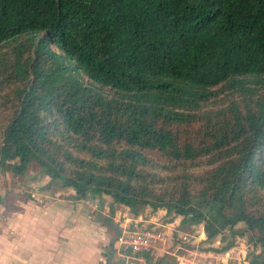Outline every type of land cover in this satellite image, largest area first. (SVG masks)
Instances as JSON below:
<instances>
[{
	"label": "trees",
	"instance_id": "obj_1",
	"mask_svg": "<svg viewBox=\"0 0 264 264\" xmlns=\"http://www.w3.org/2000/svg\"><path fill=\"white\" fill-rule=\"evenodd\" d=\"M20 36L1 172L35 161L80 199L164 208L207 241L248 233L264 250V0H0V48ZM226 83L249 101L196 130L189 98Z\"/></svg>",
	"mask_w": 264,
	"mask_h": 264
},
{
	"label": "rangeland",
	"instance_id": "obj_2",
	"mask_svg": "<svg viewBox=\"0 0 264 264\" xmlns=\"http://www.w3.org/2000/svg\"><path fill=\"white\" fill-rule=\"evenodd\" d=\"M51 50L56 54L61 53L53 44ZM29 53L24 36L6 42L0 48L1 121L12 113L14 109L12 100L16 102L14 91L16 87L20 86V82L10 78L9 73L12 71V65L17 57L24 60ZM42 61L45 63L44 68L50 70L54 58H47L46 62ZM246 84L255 87L254 83ZM48 87L49 84H45L44 91ZM96 87L101 93H107V88L93 84L94 90ZM257 89L254 96H264V85ZM201 90L206 91V96L189 98L190 103L187 106V109L197 113V120L192 122L196 130L202 127L205 122L215 123L218 114L230 116L229 111L238 107L242 109L243 105L249 101L244 100L242 92H245V88L233 86L231 83ZM253 105L255 107V102ZM18 188L21 191H14ZM11 192L21 193L27 200L33 199L39 207H44V210H46L49 201L68 198L69 205L61 211L64 215H67V211L74 213V223L82 224L86 229L84 239L86 238V242H90V264H99L100 262L105 264H148L149 261L153 263L159 258L163 259V264H248L249 258H251L250 253L253 250H257L258 254L264 253L260 243L254 245L252 241L248 240V233L242 236L230 235L226 230L224 232L226 239L221 240L219 235L213 240L207 241L202 224L192 221L183 222L181 215L167 213L164 208L152 210L150 206L145 205L140 207L138 214L135 215L128 207L117 203L106 194L88 195L86 198L80 199L73 188L63 186L62 180L59 178L51 179L35 161L31 162L26 171L20 174L0 171V197L6 200L8 198V201L11 202L15 195H10ZM40 193H43V196ZM31 194L38 196L32 197ZM64 203L66 202L64 201ZM60 221H63L64 224L68 223L66 218L60 219ZM127 227L159 232L160 237L151 239V246L148 250L140 253L116 252L112 248V243L116 236ZM231 242L230 248L223 249ZM228 252L229 254H227ZM105 253L109 256L108 261L105 258ZM146 255H148V259Z\"/></svg>",
	"mask_w": 264,
	"mask_h": 264
},
{
	"label": "crops",
	"instance_id": "obj_3",
	"mask_svg": "<svg viewBox=\"0 0 264 264\" xmlns=\"http://www.w3.org/2000/svg\"><path fill=\"white\" fill-rule=\"evenodd\" d=\"M13 194L11 202L0 197V264H90L86 229L74 223V213L61 211L69 205L68 198L51 200L44 210L33 199ZM64 218L68 223L60 221Z\"/></svg>",
	"mask_w": 264,
	"mask_h": 264
},
{
	"label": "built area",
	"instance_id": "obj_4",
	"mask_svg": "<svg viewBox=\"0 0 264 264\" xmlns=\"http://www.w3.org/2000/svg\"><path fill=\"white\" fill-rule=\"evenodd\" d=\"M159 237V232L141 230L138 227H127L119 233L114 249L116 252L122 251L130 252L132 254L140 253L142 251L148 250V248L151 246V239Z\"/></svg>",
	"mask_w": 264,
	"mask_h": 264
}]
</instances>
